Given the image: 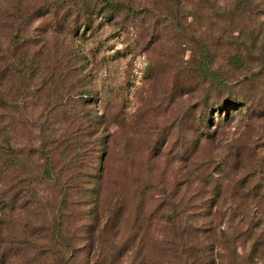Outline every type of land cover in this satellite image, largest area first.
I'll return each mask as SVG.
<instances>
[{
    "label": "rangeland",
    "instance_id": "rangeland-1",
    "mask_svg": "<svg viewBox=\"0 0 264 264\" xmlns=\"http://www.w3.org/2000/svg\"><path fill=\"white\" fill-rule=\"evenodd\" d=\"M85 112L100 121L91 139L115 132L112 169L134 175L119 190L128 197L145 183L108 234L125 247L115 264H264V0H0V264L47 257L54 216L69 210L50 172L65 188L79 182L73 164L95 175L101 155L84 148ZM66 132L80 141L71 155ZM109 187L102 194L115 197ZM184 195L193 214L180 224ZM69 198L83 225L72 264H94L107 202L95 215L88 194ZM189 199L209 215L197 218L204 237L190 235ZM168 208L184 248L167 244L175 249L162 261L141 239L145 218L162 229Z\"/></svg>",
    "mask_w": 264,
    "mask_h": 264
},
{
    "label": "trees",
    "instance_id": "trees-1",
    "mask_svg": "<svg viewBox=\"0 0 264 264\" xmlns=\"http://www.w3.org/2000/svg\"><path fill=\"white\" fill-rule=\"evenodd\" d=\"M12 4H13V0H12ZM13 8L15 9V7ZM239 58L241 59V57H237V59ZM209 69L210 68L208 67V70ZM211 71H213L212 68H211ZM212 75H213V79L217 81L216 85H230V82H228V80L219 82V79H217L215 72H213ZM85 92H87V90L85 89V86H84L83 92L79 94L77 98L86 99L87 97L85 95L87 94ZM67 93L68 94H65L64 96L69 97V95L71 94L69 92ZM62 99L63 97L60 98V100ZM228 102H231V100H228ZM223 106L224 105L222 104L215 103L212 106H210V109L214 111L213 113H215V112H218L219 110H223ZM85 114H86L85 118L83 119V122H82V131L83 130L85 131L84 135H82L83 145L86 150H88L89 148V150H92L95 153H100L101 157L99 159L98 169L95 175H92V173L89 171L81 173V171H78V172L75 171L76 167L78 166H75V164H73V169L71 172V181L74 180V181H79V182L73 184L72 186L67 187L68 189L65 188L64 185L61 183V180L59 177L54 176V174L50 172V175L51 177L53 176L54 180L56 181L58 189H59V193L61 194L62 201L58 202L59 206L63 207L65 210L66 208H69V210H68V213L66 214L67 215L66 219H61L59 221L58 220L59 217L56 218V215L54 216L53 223L55 222L56 225L52 233H50L47 236L48 237L47 244L52 242V245L46 247L47 251H43V253L47 252V257H43L44 259L39 262L37 261L36 262L37 264H72V261L76 259V256L78 255L79 249L75 246V244H76V241L80 237L79 232H80L81 227L83 226V225L81 226V224L79 223L80 220L82 219V216L80 215L79 212L76 213L77 209H75L74 206L72 205L73 203H75V201L71 203V200L69 198L71 194H74V195L82 194L83 196L88 194L90 201L92 200L91 202L92 211L94 210L95 215L101 214V208L99 206L101 200H103L102 204L107 202L106 208L103 209L106 213L105 223L103 224L101 230H99L100 233L98 235V240L100 244V250H99L100 253L98 252L99 255L97 257V260L94 262V264H99L98 262L99 260H103V263L108 262V264H115L117 259L119 260V258L123 256L122 254L125 252V247H123L122 244L121 245L119 244L118 246L114 245L111 242V238L108 234L109 233L112 234L113 230L117 228L118 220H120L124 214L129 213V209L131 208V205L129 204V199L139 198L140 200H142L145 194V183L144 182H140L137 185L139 188L134 189L131 193V196H128V197H125L128 194L127 192H123L119 190L120 186L117 183L120 184V181L122 179H127V178L133 179L134 175H131L129 177L126 175V171L128 168L125 167L124 163L112 169V164L115 159L114 155L116 154L115 146H114L115 132L113 130H110V131L107 130L105 133L98 134L97 138L91 139V135L88 130V127L93 122L99 125L100 121H95L93 119L94 117L90 115L89 113L85 112ZM96 116L97 118L100 117L97 114ZM204 121H205L204 116L199 115L197 119V124H196V127H198L199 130H200V127L201 129L203 128L205 124ZM67 127H69V125ZM65 134L67 135L64 136L66 137L64 138V141H63V137L60 140L62 143H65L66 149L64 150V152L65 153L70 152V155H71L72 151L77 148L76 144L80 141H77L73 137V135L69 132H66ZM211 137H212V133L210 131L206 132L205 136H200V135L196 136L194 138V141H197V144H196L197 148L199 144H201L203 141L211 140L212 139ZM57 146H59V144H57ZM57 146L53 143L52 148L56 150ZM71 158L74 159V157L72 156ZM127 158L129 157L126 155L124 159L126 160ZM97 159L98 158H96V160ZM134 173L138 174V175H135V177H137L138 180H140L141 176L139 175H145V169L144 170L141 168L136 169ZM130 174L132 173L130 172ZM241 180L242 179H239V181ZM109 182H110V187L112 188L118 187L117 191L115 190L116 191L115 197H113L112 195L110 198L108 193L104 195V193L106 192V191L104 192V190H106ZM244 184L248 185V182H245ZM70 190H73V191L68 196V198H66L68 191ZM102 192L104 193L102 194ZM191 194H192V198L195 197L196 189ZM119 196H123L124 198H118ZM185 199H186V195L181 196L178 199V204L176 206L178 207L181 205L182 207L181 208L182 211L180 212V215L183 216L184 220L180 224H184V222H187L189 220L190 214H193V213H188L189 211H191V209H189L188 211L185 209V207L189 206V204L187 205V201H185ZM190 201L192 205L196 207V211L194 212L197 213V210L200 208V206L196 203L197 201H194L193 199H191ZM168 209H169V211L167 212L168 216L166 215V218H164V222H163L164 224H166V226L162 229H157L155 227V225H157L158 223L157 221L156 222L152 221L153 217L145 218V236H143V238L141 239V241L145 239V245L154 244L155 245L154 249L158 248V251L160 253L159 255H157V259L160 258L162 259V261H166L165 258L168 255L167 251L171 249H175V247L165 248L167 244L180 246L182 249L184 248L183 235L185 232L184 230H181L180 232L182 235L179 237V232L178 233L175 232V229L176 228L178 229V227L173 222V218L177 217V211L175 210V208H168ZM196 213H194V218L196 219V221L195 223H193L191 227L192 231H190V235L192 232H195L196 234L199 233L201 237L202 236L204 237V234H206V232H208L210 228L208 226L204 227L203 225H200L197 221V218L200 216L206 217L209 215L207 214L206 216H203L202 214H199V213L195 215ZM61 216L62 214L60 215V217ZM208 221H211V219H209ZM158 234L160 236H158ZM176 237L179 240L178 243L176 241L177 240ZM105 259L107 260L104 261Z\"/></svg>",
    "mask_w": 264,
    "mask_h": 264
}]
</instances>
